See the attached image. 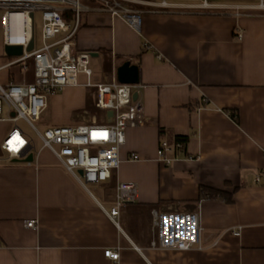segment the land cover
<instances>
[{
	"label": "crops",
	"instance_id": "1",
	"mask_svg": "<svg viewBox=\"0 0 264 264\" xmlns=\"http://www.w3.org/2000/svg\"><path fill=\"white\" fill-rule=\"evenodd\" d=\"M155 1L127 2L148 9L139 31L106 11L79 13L72 48L90 52L88 79L110 80L122 61L134 63L144 121L125 129L120 160L100 182L80 184L40 145L30 161L0 160V264H264V183L253 180L264 169V11ZM3 63L1 84L31 80L29 65ZM85 80L80 73L47 97L41 128L78 122L93 99ZM60 103L67 115L48 124L43 112ZM9 126L0 120V142ZM178 135L182 146L163 163L158 142ZM120 181L134 182L136 196L111 219ZM173 208L198 212V246L149 245L154 213ZM28 218L35 228L23 225ZM106 247L117 259L103 255Z\"/></svg>",
	"mask_w": 264,
	"mask_h": 264
},
{
	"label": "built area",
	"instance_id": "2",
	"mask_svg": "<svg viewBox=\"0 0 264 264\" xmlns=\"http://www.w3.org/2000/svg\"><path fill=\"white\" fill-rule=\"evenodd\" d=\"M140 0H0L1 44L20 45L21 52L2 66L18 65L32 69V79L27 82L0 83V120H8L10 126L0 142V160L22 158L34 154L32 138L19 125L22 119L38 136L40 146L48 149L63 168L80 184L95 183L107 179L116 168L119 146L124 142V131L129 126L144 121L139 97L140 84L119 82L114 77L107 81L90 82L89 52L73 50L74 32L82 11H106L120 17L135 31L140 30L141 15L148 9L128 5ZM153 5L189 8H233L235 14L264 11V0H158ZM34 11L39 12V45L34 40ZM68 16V17H67ZM237 37L241 34L238 32ZM32 47L26 49L29 40ZM142 46H146L142 43ZM86 76L85 85L93 87V106L101 118L94 115L88 120L73 124H51L39 129L36 121L46 106L48 95L61 90L67 84H77L78 74ZM133 93L136 96L133 97ZM111 114L107 118L106 110ZM182 142L167 143L161 139L156 148L157 158L169 163V151L178 149ZM127 159L136 160L138 155L129 152ZM80 170V173H78ZM256 183H264V169L253 173ZM136 196V184L120 181L116 184L108 217L114 218L123 201ZM36 218L23 220V225L36 227ZM150 246L157 248L187 249L200 244V225L195 209L173 208L159 210L153 215ZM238 234V230L233 231ZM103 255L117 259L118 252L103 249Z\"/></svg>",
	"mask_w": 264,
	"mask_h": 264
},
{
	"label": "rangeland",
	"instance_id": "3",
	"mask_svg": "<svg viewBox=\"0 0 264 264\" xmlns=\"http://www.w3.org/2000/svg\"><path fill=\"white\" fill-rule=\"evenodd\" d=\"M84 1V0H83ZM217 1H228V0H217ZM242 1V0H240ZM252 2H257V0H250ZM263 11V10H262ZM33 18H34V40H35V45H39V34H40V18H39V12L38 11H34L33 13ZM11 56L7 55L4 52L3 47L0 48V63L7 61ZM29 69L28 71L31 72L32 69L30 68V66H28ZM82 76L79 75V79H81ZM32 79V78H31ZM31 81V80H30ZM84 89H91V87H83ZM60 91V90H59ZM59 91H57L56 93H58ZM80 90L79 87L75 88L73 91H70V94H74L76 95ZM51 95V94H50ZM49 96V95H48ZM90 98V102L89 104L82 109V111H79L76 114V118L78 119V121H85L88 120L89 118H91L92 115H94L96 118H101V114L100 111H98L92 104V97ZM67 105L60 103L57 106L53 105H49L47 107V109L43 112V119L49 124V123H57L56 120L63 118L67 115ZM17 125H19L21 128H23L25 130V132H27L29 134V136L32 138V144L34 146V148L38 147L40 145V140L37 136V134L22 120L19 119L17 120ZM36 126L38 128H41V125L39 122H36ZM171 249H176V248H171ZM180 250V249H178Z\"/></svg>",
	"mask_w": 264,
	"mask_h": 264
},
{
	"label": "water",
	"instance_id": "4",
	"mask_svg": "<svg viewBox=\"0 0 264 264\" xmlns=\"http://www.w3.org/2000/svg\"><path fill=\"white\" fill-rule=\"evenodd\" d=\"M32 47V39L29 40L26 49H30ZM4 52L7 55H17L21 52L20 45H5L3 46ZM90 54V52H89ZM115 79L119 82H126V83H137L138 82V70L134 63H130L129 60L122 61L119 65L115 68ZM133 97L136 96V93H133ZM111 111L108 109L106 110L107 118H109ZM13 160H24L30 161L32 160V154L29 152L22 158H13ZM80 173V170H78Z\"/></svg>",
	"mask_w": 264,
	"mask_h": 264
},
{
	"label": "trees",
	"instance_id": "5",
	"mask_svg": "<svg viewBox=\"0 0 264 264\" xmlns=\"http://www.w3.org/2000/svg\"><path fill=\"white\" fill-rule=\"evenodd\" d=\"M68 17V16H67ZM234 113V112H233ZM233 113H231V115H232V117H235V115L233 114ZM175 138L178 140V141H180V142H182V141H184L185 140V137L184 136H175ZM226 199H229L228 197H226Z\"/></svg>",
	"mask_w": 264,
	"mask_h": 264
}]
</instances>
